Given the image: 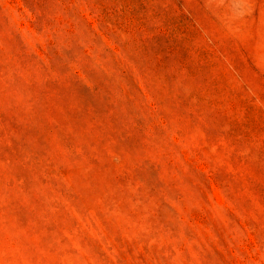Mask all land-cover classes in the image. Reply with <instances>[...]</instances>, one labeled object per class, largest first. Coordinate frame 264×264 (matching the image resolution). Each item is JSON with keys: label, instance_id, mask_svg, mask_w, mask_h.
<instances>
[{"label": "rangeland", "instance_id": "1", "mask_svg": "<svg viewBox=\"0 0 264 264\" xmlns=\"http://www.w3.org/2000/svg\"><path fill=\"white\" fill-rule=\"evenodd\" d=\"M0 264H264V0H0Z\"/></svg>", "mask_w": 264, "mask_h": 264}]
</instances>
